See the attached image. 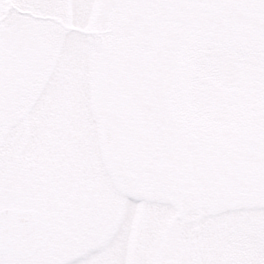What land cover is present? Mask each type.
Instances as JSON below:
<instances>
[{
  "label": "rangeland",
  "instance_id": "1",
  "mask_svg": "<svg viewBox=\"0 0 264 264\" xmlns=\"http://www.w3.org/2000/svg\"><path fill=\"white\" fill-rule=\"evenodd\" d=\"M195 1L0 0V210L54 227L0 264H264V18Z\"/></svg>",
  "mask_w": 264,
  "mask_h": 264
},
{
  "label": "water",
  "instance_id": "2",
  "mask_svg": "<svg viewBox=\"0 0 264 264\" xmlns=\"http://www.w3.org/2000/svg\"><path fill=\"white\" fill-rule=\"evenodd\" d=\"M52 235L51 223L41 212L15 207L0 210V254L28 259ZM165 264H178L174 259Z\"/></svg>",
  "mask_w": 264,
  "mask_h": 264
},
{
  "label": "flooded vegetation",
  "instance_id": "3",
  "mask_svg": "<svg viewBox=\"0 0 264 264\" xmlns=\"http://www.w3.org/2000/svg\"><path fill=\"white\" fill-rule=\"evenodd\" d=\"M226 8H233L239 11L241 14L246 15L251 18H262V19L264 18V0H223L219 9L224 10ZM148 154L152 161L157 162L158 166L160 167V170L163 169L168 172L172 170V168H170L169 164L166 162L164 158L162 159L161 156L152 154L151 151H149ZM80 200H81V197L78 199V201ZM65 206L66 207H64V209L62 210V213L64 214L65 216L64 218L66 220L67 217L71 215V211H67V209L68 208L72 209V208H71V204L69 205L66 204ZM45 214L50 218L49 214L47 213ZM52 227H53V223H52Z\"/></svg>",
  "mask_w": 264,
  "mask_h": 264
},
{
  "label": "trees",
  "instance_id": "4",
  "mask_svg": "<svg viewBox=\"0 0 264 264\" xmlns=\"http://www.w3.org/2000/svg\"><path fill=\"white\" fill-rule=\"evenodd\" d=\"M171 1L172 2L170 3V5H166V7H168V9L170 11V13H169L170 15H172L174 12H176V10H178V18H183L185 16H190V12L193 11V10H194V12H197L196 11L197 10V5L195 4L196 3L195 0H171ZM158 11H160V10H158ZM161 23L159 25H161ZM162 27L163 26L161 25V28ZM139 28H141V26H139ZM136 34H137L136 35L137 40H135V38H134V39H132L130 41L132 45H135L136 42L137 43L142 42V36H141L142 35V32L136 33ZM124 52L125 51L116 53V56L119 57V58H115L114 56L112 57V59H118V60H121L120 58H123L122 59V67H123V63H124L123 61L125 59L131 58L130 57V53H124Z\"/></svg>",
  "mask_w": 264,
  "mask_h": 264
}]
</instances>
